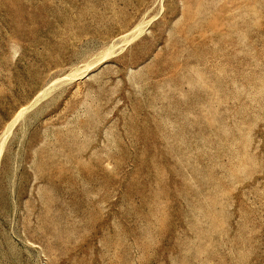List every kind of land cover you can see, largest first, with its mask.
Returning a JSON list of instances; mask_svg holds the SVG:
<instances>
[{"label": "rangeland", "instance_id": "1", "mask_svg": "<svg viewBox=\"0 0 264 264\" xmlns=\"http://www.w3.org/2000/svg\"><path fill=\"white\" fill-rule=\"evenodd\" d=\"M0 264H264V0H0Z\"/></svg>", "mask_w": 264, "mask_h": 264}]
</instances>
